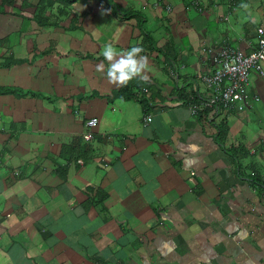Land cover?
<instances>
[{
    "label": "crops",
    "instance_id": "1",
    "mask_svg": "<svg viewBox=\"0 0 264 264\" xmlns=\"http://www.w3.org/2000/svg\"><path fill=\"white\" fill-rule=\"evenodd\" d=\"M85 1L15 48L21 16L0 13V86L18 89L0 93V264H264V79L250 71L240 111L188 106L216 51L252 49L264 0H114L176 29L143 48L132 97L96 66L146 31Z\"/></svg>",
    "mask_w": 264,
    "mask_h": 264
},
{
    "label": "built area",
    "instance_id": "2",
    "mask_svg": "<svg viewBox=\"0 0 264 264\" xmlns=\"http://www.w3.org/2000/svg\"><path fill=\"white\" fill-rule=\"evenodd\" d=\"M253 40L252 49L248 53L228 46L216 51L213 69L195 80L196 99L192 95L188 105L193 114L209 110L207 114L212 116L221 110L240 111L247 106L250 71L257 70L264 79V22L255 27ZM150 120V115L144 118L146 122ZM96 121V118H91L86 124L92 127ZM83 138L90 140L92 132L87 130Z\"/></svg>",
    "mask_w": 264,
    "mask_h": 264
},
{
    "label": "rangeland",
    "instance_id": "3",
    "mask_svg": "<svg viewBox=\"0 0 264 264\" xmlns=\"http://www.w3.org/2000/svg\"><path fill=\"white\" fill-rule=\"evenodd\" d=\"M78 1L82 2L83 0H78ZM86 1H88V0H86ZM33 2H35V0H25V1H23V0H15L14 5H15L16 9H14L13 11L19 13V15L21 16V21H20V25L17 27L18 29L15 28L12 31H9L7 37L4 38V42H5L7 47L8 46H14V48H15V47H18L17 44L25 43L26 38L24 37V35H27L30 32V28L35 26V24L37 22L35 19L31 20L28 17H27L28 19H26V16L22 15V14H24V15L28 16V15H31L33 13L34 14L37 13L38 8L42 7L43 6L42 4L45 3V2H43V3L41 2L37 6V4L33 5L34 4ZM93 2L92 3H87V4H92L93 5ZM76 3H77V1L74 2V4H72V5L71 4H69L67 6H62L61 5L63 7L64 11L62 10L60 12L58 11V4L57 3L52 5V6H49V5L45 4L43 14H44L45 17L47 16V19L51 22V25H52L54 23V21H56V20L58 21L60 19L65 18V15L63 14L64 12L72 11L73 8H76L77 7ZM82 4H83V2L78 4V6L81 7ZM21 9H23L24 11H21ZM125 16H127V15H125ZM132 17L135 18L136 16H132ZM101 19H102V23H105L104 20H103L104 18L103 17L101 18L99 14H97L95 17H93L90 21H92V23L95 24L96 22H98ZM134 22L137 23L138 28H139L138 30H140L142 32V28H143L144 31L148 32V37H149L148 39L151 40V42H153L154 45H157L158 41H160L162 39V37L171 38V36L172 37L175 36L174 34H172L173 31L176 30L175 28L173 30L172 29L170 30L167 27V31L169 33H171V34H169L167 36V31L164 29V27L159 22L157 23V25L160 26V28L156 26L154 31L151 30V26H152L153 21L150 20V19H148V21L144 20V21L139 22L137 20V17H136V20ZM140 23H142L141 26H143V27H141V26L139 27ZM205 23L208 24L209 22L205 21ZM47 26H50V25H47ZM78 32H80V31H78ZM56 39H57V37H56ZM27 40L29 41V43L32 42V40L29 39V38H27ZM37 40L38 39H36L35 41L37 42ZM49 42H50L49 40H46L44 42V44L45 43L47 44ZM38 45H40V44H38ZM71 52L73 54L75 53L74 50L73 51L71 50ZM11 80H12V75L11 74H6L5 81L10 83Z\"/></svg>",
    "mask_w": 264,
    "mask_h": 264
},
{
    "label": "clouds",
    "instance_id": "4",
    "mask_svg": "<svg viewBox=\"0 0 264 264\" xmlns=\"http://www.w3.org/2000/svg\"><path fill=\"white\" fill-rule=\"evenodd\" d=\"M144 49L140 45L132 46L125 51H117L112 43H106L101 51L107 67L101 62L96 66L98 72H102L111 85L126 86L133 79L149 82L151 67L148 57L141 55ZM94 123V122H93Z\"/></svg>",
    "mask_w": 264,
    "mask_h": 264
},
{
    "label": "trees",
    "instance_id": "5",
    "mask_svg": "<svg viewBox=\"0 0 264 264\" xmlns=\"http://www.w3.org/2000/svg\"><path fill=\"white\" fill-rule=\"evenodd\" d=\"M23 1H25V0H23ZM76 1H78V0H36L33 5L37 4V6H38L41 2L42 3L45 2V3L42 4L43 5L42 7L38 8L37 13L32 14V17L37 21L38 25H49V24L51 25V22L47 19V16L45 17L43 14L45 4L52 6V5L57 3L58 6L60 8H62V10H63L62 6H67L69 4L72 5ZM98 1L100 3H102L106 8H108L109 10L114 12V14H122L123 16L127 15L125 17L136 16L139 20L144 18V15L141 12L123 8L119 4H117L114 0H98ZM14 3H15V0H0V13H4V12L8 11L6 7H8V6L13 7ZM145 33H146V34H144L145 39L143 42L144 45L142 47L145 48V45L147 43L153 47L154 44L151 42V40L148 39L149 38L148 32H145ZM228 47H231V46H228ZM19 61H20V59L10 58V59L6 60L5 62H3L1 65L9 66L10 64H13V63H16ZM15 89L18 90L17 88L0 86V93H2V94L9 93V92L12 93L13 91H15ZM114 94L119 95L120 97H132L131 85L128 83L126 86H122L118 91L114 92ZM193 99H196V94L193 95ZM191 100H192V98L189 99V103L191 102ZM208 111L209 110L204 111V112L207 114ZM219 129L221 130L220 126H219Z\"/></svg>",
    "mask_w": 264,
    "mask_h": 264
}]
</instances>
